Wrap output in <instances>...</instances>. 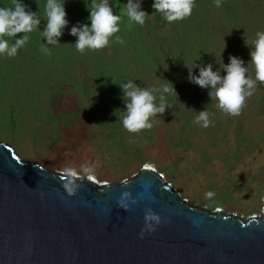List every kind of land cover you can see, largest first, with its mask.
Returning <instances> with one entry per match:
<instances>
[{
	"label": "rangeland",
	"instance_id": "obj_1",
	"mask_svg": "<svg viewBox=\"0 0 264 264\" xmlns=\"http://www.w3.org/2000/svg\"><path fill=\"white\" fill-rule=\"evenodd\" d=\"M23 2L41 22L15 56L0 55V141L54 172L67 166L64 157L82 158L87 151L97 166L92 177L110 176L100 182L120 183L148 166L192 206L243 219L262 213L264 83L257 82L239 114L230 115L209 100L207 89L189 81L188 71L198 74L200 66L212 64L224 75L229 55L247 66L252 40L264 31V0H222L220 7L215 0H194L191 15L172 22L154 11L153 0H142L151 14L143 25L128 18L127 0H109L121 16L120 30L104 48L83 52L69 29L78 21L90 24L86 6L92 0H65L69 24L47 52L41 33L46 0ZM8 4L0 0V6ZM121 29L122 43L114 39ZM248 69L254 77V66ZM129 79L151 88L169 81L175 91L152 127L136 133L120 120L125 105L119 84ZM204 108L208 127L194 123L192 110ZM160 149L165 159L156 155ZM207 191L214 196L206 198Z\"/></svg>",
	"mask_w": 264,
	"mask_h": 264
},
{
	"label": "water",
	"instance_id": "obj_2",
	"mask_svg": "<svg viewBox=\"0 0 264 264\" xmlns=\"http://www.w3.org/2000/svg\"><path fill=\"white\" fill-rule=\"evenodd\" d=\"M60 174L0 141V264H264V201L243 219L188 204L148 166L120 183L85 178L73 195ZM148 208L161 223L140 236Z\"/></svg>",
	"mask_w": 264,
	"mask_h": 264
},
{
	"label": "clouds",
	"instance_id": "obj_3",
	"mask_svg": "<svg viewBox=\"0 0 264 264\" xmlns=\"http://www.w3.org/2000/svg\"><path fill=\"white\" fill-rule=\"evenodd\" d=\"M141 3L142 0H127L125 8L130 20L143 25L146 16L151 14L142 9ZM215 4L220 7L222 0H215ZM8 5L9 7L0 6V55L13 57L17 54L18 49L24 47L29 40V33L38 28L41 19L37 12L28 9L23 0H13L12 6ZM86 7L89 11L86 19L90 21V24L78 21L69 29L70 34L76 37L74 45L80 52L86 48L90 50L104 48L109 44V38L120 30L118 22L121 20V16L113 13L115 9H112L109 0H92L91 7ZM151 7L155 12L160 13L163 19L172 22L191 15L194 0H153ZM66 16L65 0L63 2L61 0H46V24L42 31L39 29L42 37L47 41L46 44L44 43L43 51H49L48 45L60 44L58 38L69 24ZM18 33H22V35L17 36ZM125 33L121 29V34L115 36L114 39L122 43V38L119 35ZM245 46L249 47L246 42ZM249 48L251 59L247 66L243 59L229 55V62L227 64L222 62L224 75H221L218 69L214 71L212 64L200 66L198 74H194L193 69L188 71L189 81L207 89L209 100H215L216 107L224 113L239 114L246 97L251 96L255 91L257 82L264 83V31L256 32L252 46ZM249 64L254 66V77L248 74ZM196 67L195 64L193 68ZM134 81L129 79L119 84L125 105L120 120L123 127L132 133L151 128L152 118L157 114H162L168 108L167 94L175 96L174 86L169 81L158 88L141 87ZM192 111L197 113L194 123L200 127H208L212 123L206 108L198 112ZM94 169L95 165L87 161L82 163L79 168L63 167L59 175L63 189L69 195L75 194L79 187V181L93 178ZM204 195L209 198L214 196V192L207 191ZM126 201L136 203L128 191L122 192L118 201L119 205L127 210L129 205ZM143 220L140 236H143L146 230H155L161 223L160 215L150 208L145 210Z\"/></svg>",
	"mask_w": 264,
	"mask_h": 264
},
{
	"label": "bare ground",
	"instance_id": "obj_4",
	"mask_svg": "<svg viewBox=\"0 0 264 264\" xmlns=\"http://www.w3.org/2000/svg\"><path fill=\"white\" fill-rule=\"evenodd\" d=\"M158 153L159 154H156L157 156H158V158H160V159H165V155H164V150L163 149H160V150H158ZM83 156V157H82ZM81 157L82 158H67V157H64V159L63 160H65V164L64 165H67V166H72V167H76V168H79V166L82 164V163H85L86 161L88 162V163H93V161H92V158L90 157V155L87 153V151L86 152H84L83 153V155H82ZM64 162V161H63ZM96 166V165H95ZM65 167V166H64ZM61 168V167H60ZM96 168H97V166H96ZM96 168L94 169V171L95 172H97L96 171ZM97 174V176L94 178V180H95V182L96 183H98V184H103L104 182H100V181H102V180H110V176L109 175H107V174H104L103 176H100V175H98V173H96ZM263 201H264V198H263V200H262V203H263Z\"/></svg>",
	"mask_w": 264,
	"mask_h": 264
},
{
	"label": "trees",
	"instance_id": "obj_5",
	"mask_svg": "<svg viewBox=\"0 0 264 264\" xmlns=\"http://www.w3.org/2000/svg\"><path fill=\"white\" fill-rule=\"evenodd\" d=\"M8 2H11L10 4H11V6H12V4H13V0H7Z\"/></svg>",
	"mask_w": 264,
	"mask_h": 264
}]
</instances>
